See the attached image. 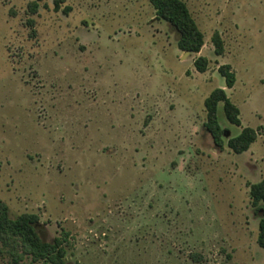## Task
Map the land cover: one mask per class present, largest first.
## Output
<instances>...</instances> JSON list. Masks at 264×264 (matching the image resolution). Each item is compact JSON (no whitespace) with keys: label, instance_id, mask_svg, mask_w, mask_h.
<instances>
[{"label":"rangeland","instance_id":"374dc122","mask_svg":"<svg viewBox=\"0 0 264 264\" xmlns=\"http://www.w3.org/2000/svg\"><path fill=\"white\" fill-rule=\"evenodd\" d=\"M36 1L0 0V198L11 217L38 215L45 242L68 234L67 264H264L249 198L264 179V0H184L226 47L216 58L208 43V72L185 75L194 58L181 61L178 32L151 20L149 0H42L33 14ZM77 28L91 31L86 43ZM225 64L237 76L228 95L258 130L241 155L204 128L203 99L225 84ZM131 97L142 112L122 129ZM218 115L225 141L240 134L222 105Z\"/></svg>","mask_w":264,"mask_h":264},{"label":"trees","instance_id":"16d2710c","mask_svg":"<svg viewBox=\"0 0 264 264\" xmlns=\"http://www.w3.org/2000/svg\"><path fill=\"white\" fill-rule=\"evenodd\" d=\"M37 0L30 5L33 14H37L40 2ZM155 10L156 21L166 22L178 32V49L183 53L197 55L205 45V36L198 27L187 4L183 0H149ZM55 10L60 11L58 2ZM70 8L63 12L69 13ZM214 55L222 57L225 54V42L219 32H214L211 38ZM210 62L205 57L194 61L195 70L204 74L209 70ZM218 73L225 80V88L233 89L237 76L231 65L225 64L218 68ZM223 106L225 117L231 125L241 127L240 109L228 97L224 89H215L204 101L206 121L204 128L211 136L214 147L223 150L225 145L236 155H241L257 141L258 130L246 127L236 137L225 141L227 130L221 127L218 119V108ZM251 206L262 211L259 221L257 243L264 249V179L249 185ZM40 219L33 213H24L12 218L9 206L0 198V256H7L10 264H67L64 244L68 234L45 242L40 234Z\"/></svg>","mask_w":264,"mask_h":264},{"label":"crops","instance_id":"0c3cea01","mask_svg":"<svg viewBox=\"0 0 264 264\" xmlns=\"http://www.w3.org/2000/svg\"><path fill=\"white\" fill-rule=\"evenodd\" d=\"M184 1V0H183ZM186 4H187V2L186 1H184ZM187 6H188V8H189V10H190V12L192 13V11H191V9H190V7H189V5L187 4ZM40 9V8H39ZM115 10H116V8L115 9H112L111 10V13L114 15V12H115ZM153 13H154V17L153 18H151V20L152 21H154V22H158V21H156V15H155V10H154V8H153ZM192 15H193V13H192ZM193 17H194V15H193ZM194 19H195V21H196V23H197V25H198V27L200 28V30L203 32V34H204V36H205V45H204V47H203V49L201 50V52L199 53V54H197V55H192L193 56V58H194V61L198 58V57H205L209 62H210V59L209 58H207L206 56H204V54H203V52H204V48L206 47V45L208 44V43H210V44H212L211 43V38H212V35L213 34H211V36H207L205 33H204V31L202 30V28L200 27V25H199V23H198V21H197V19L194 17ZM161 23V22H160ZM215 24H216V21H215ZM171 27V26H170ZM169 30L170 31H173V29L172 28H169ZM214 32H219L218 30L217 31H214ZM76 33L79 35V37H80V42L81 43H83V41L86 43V40L88 39L87 38V36H89L90 34H91V31L89 30V28H86V29H81V28H77L76 29ZM220 34H221V32H219ZM221 36H222V34H221ZM222 38H223V36H222ZM224 40V39H223ZM176 42H178V39H177V37H176ZM180 51V50H179ZM214 51V50H213ZM180 53H182V57H181V61H183V62H186V61H184V58L186 57V56H188V54H186V53H183V52H181L180 51ZM189 55H191L190 53H189ZM216 58H220V57H216ZM194 61H193V64H189L188 65V68H186L185 69V71H184V74L183 75H185L186 73H188L189 71L192 73V69H193V67L192 66H194ZM209 67H210V65H209ZM195 69V68H194ZM218 71V70H217ZM208 72V71H207ZM206 72V73H207ZM206 73H204V74H206ZM183 77V76H182ZM182 77H180V79H178L177 81L176 80H174V82H180L181 80H183L184 79V77H183V79H182ZM166 82H168V81H166ZM173 81H171V82H169V83H172ZM182 86V85H181ZM236 86V85H235ZM235 88V87H234ZM234 88L233 89H231V90H234ZM218 89H224L225 91H226V93H227V95H228V92H227V90H229V89H226L225 88V84H223V85H221V87L220 88H218ZM187 91H185V92H182V94H179L180 96L178 97V96H176V99L174 100V102H175V104H176V108H178V110L177 109H175V111H176V116L178 115V113H181L182 112V110H184V103L186 104V105H190V103L188 102V99L189 98H187L186 99V95L187 94H185ZM188 94H189V92H187ZM109 94H110V91H109V89H107V96H109ZM228 97L230 98V96L228 95ZM132 99H131V101L126 105V106H123V107H119V109H118V115H119V121H121V123H122V129H124L127 125H134V121L135 120H137V117H135V116H132V115H128V116H126V114H129V113H134V115H136V114H140V112H142L140 109H141V107L139 106V104H137L138 102H136L135 100H133V97H131ZM207 98V97H206ZM206 98H204L203 99V104H204V101H205V99ZM179 101H180V103H179ZM237 106V105H236ZM186 107V106H185ZM238 107V106H237ZM219 108H220V106H219ZM219 108H218V113H219ZM129 111V112H128ZM174 111V112H175ZM203 112L205 113V118H206V112H205V108H204V110H203ZM240 116H241V113H240ZM168 118V120H165L164 122H163V124L165 123V124H169V123H171V124H173L172 123V119L171 118H174V114H172V116H168L167 117ZM218 119H219V115H218ZM175 121V123H176V125L175 126H178V124L180 123L178 120H177V118H176V120H174ZM159 123V122H158ZM205 123V122H204ZM241 123H242V121H241ZM247 126H245L243 123H242V126L241 127H239L240 128V130L242 131V129L243 128H246ZM253 129H255V128H253ZM241 131H240V133H241ZM238 136V135H237ZM232 137H236V136H232ZM256 143V142H255ZM226 146V145H225ZM227 147V146H226ZM251 150V148L249 149V151ZM248 152V151H247Z\"/></svg>","mask_w":264,"mask_h":264},{"label":"water","instance_id":"95a60500","mask_svg":"<svg viewBox=\"0 0 264 264\" xmlns=\"http://www.w3.org/2000/svg\"><path fill=\"white\" fill-rule=\"evenodd\" d=\"M186 54H188L189 55V53H186ZM228 135V132L226 133V136Z\"/></svg>","mask_w":264,"mask_h":264}]
</instances>
